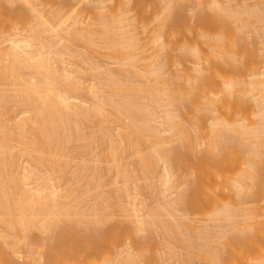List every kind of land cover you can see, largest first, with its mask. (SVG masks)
Masks as SVG:
<instances>
[{"label": "bare ground", "instance_id": "1", "mask_svg": "<svg viewBox=\"0 0 264 264\" xmlns=\"http://www.w3.org/2000/svg\"><path fill=\"white\" fill-rule=\"evenodd\" d=\"M56 1L0 0V264H264V0Z\"/></svg>", "mask_w": 264, "mask_h": 264}, {"label": "rangeland", "instance_id": "2", "mask_svg": "<svg viewBox=\"0 0 264 264\" xmlns=\"http://www.w3.org/2000/svg\"><path fill=\"white\" fill-rule=\"evenodd\" d=\"M55 1H56V0H54V2H55ZM62 1L64 2V0H62ZM62 1H61V2L56 1V4L58 5L57 7H59L60 9H61L62 6H63V5H62V4H63ZM66 1H69V0H66ZM70 1H71V3H70V2H67V3L65 2V3H64V7L62 8V10H64V12H67V10H68L67 8H65V6H67L68 3H70V5L73 4L72 6H70V5L68 6L69 9H70V7H72V8H73V7L76 8V7H78V6L80 7V5H82V7H83V5H84V8H81V9H85L84 1H83V2L80 1V2H82L83 4L80 3L79 0H78V1H77V0H70ZM150 1H151V0L147 1V2H149V3H148V4H145L143 9H145L146 6H149V5H150ZM202 1H206V0H202ZM255 1H259V0H252V2H255ZM57 2H58L59 4L61 3V7H60V5H59ZM88 2H89V1H88ZM147 2H145V3H147ZM177 2H180V3H181L182 1L177 0ZM52 3H53V2H52ZM85 3H86V2H85ZM89 3H90V2H89ZM180 3H178V4H180ZM186 3L189 4V3H191V2H189V3L186 2ZM15 4L17 5V3H15ZM50 4H51V2H50ZM50 4H49V5H50ZM187 4H186V5H187ZM16 5H13V6L16 7ZM51 5H52V4H51ZM53 5H55V4H53ZM261 5H262V6H261ZM261 5H259V7H263V8H264V4H261ZM19 6H20V3H19V5H18V7H19ZM88 6H90V4H89ZM188 6H189V8H188L189 10H188V11H190V12L186 13V14H187V17H192V15L194 16V13H195V12H194V10L192 11V10L190 9V8H192V7H190L191 5H188ZM18 7H16L15 9H18ZM86 7H87V6H86ZM64 8H65V9H64ZM75 8L72 9V10H73V11L76 10ZM263 8H262V9H263ZM79 9H80V8H79ZM81 9H80V10H81ZM86 9H87V8H86ZM192 9H193V8H192ZM65 10H66V11H65ZM68 11H70V10H68ZM76 12H77V11H76ZM88 13H89V12H88ZM195 14H196V13H195ZM178 17H179V16H178ZM194 17H195V16H194ZM87 19H88V18H87ZM177 20H178V19H177ZM177 20H175V21H177ZM188 21H189V22H192V24H195V19H194L193 17H192V19H188ZM188 24H189V23H188ZM192 24H190V25L192 26ZM191 26H190V27H191ZM191 28H192V30H194V32H195V25H194L193 27H191ZM193 28H194V29H193ZM194 32L192 31V34H193ZM183 35H184V33H182V32L179 33L177 39H178V40L183 39ZM182 41H183V40H181L180 42H182ZM256 47H258V45H257ZM190 66H192V63H190V62H186V63H183L182 65H180V67H190ZM171 167H173V166H171ZM173 171H174V170H172V173H173ZM175 171H176V170H175ZM176 172H178V171H176ZM176 172H174V174H176ZM179 174H180V172H179ZM175 176H176V175H175ZM178 176H179V175H178ZM178 176H176L175 178L178 179V178H179ZM169 177H171L170 173H169ZM147 201H149V200H146V202H147ZM148 203H149V202H148ZM151 204H152V203L150 202L149 205H151ZM146 205H148V204L146 203ZM149 205H148V206H149ZM148 206H147V207H148ZM106 225H107V224H106ZM108 225L111 226V224H108ZM108 225H107V226H108ZM145 232H146V231H145ZM145 232H144V233H145ZM144 233H143V236L140 235L139 237H144V238H142V239H145V238H146V236H145L146 233H147V236L150 235V232H148V231H147L145 234H144ZM148 233H149V234H148ZM31 236H33V234H32ZM34 236H36V237L38 236V238H39V237L41 238L40 235H35V234H34ZM34 236H33V238H35ZM150 236H151V235H150ZM146 239H147V238H146ZM45 242H46V241H45ZM45 242H44V243H45ZM92 253H93V251H92ZM92 253H91L90 251L86 252V253H85V257L90 258V257L92 256ZM19 260H21V259H19ZM19 262H20V261H19ZM21 262H23V260H22Z\"/></svg>", "mask_w": 264, "mask_h": 264}]
</instances>
